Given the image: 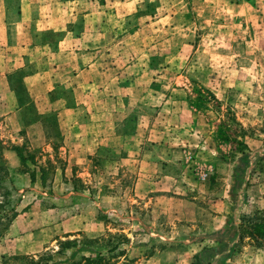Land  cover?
I'll return each mask as SVG.
<instances>
[{
    "label": "rangeland",
    "instance_id": "1",
    "mask_svg": "<svg viewBox=\"0 0 264 264\" xmlns=\"http://www.w3.org/2000/svg\"><path fill=\"white\" fill-rule=\"evenodd\" d=\"M7 2L49 22L0 54V163L28 159L3 176L0 264L75 238L109 264H264L236 236L264 212V0Z\"/></svg>",
    "mask_w": 264,
    "mask_h": 264
},
{
    "label": "trees",
    "instance_id": "2",
    "mask_svg": "<svg viewBox=\"0 0 264 264\" xmlns=\"http://www.w3.org/2000/svg\"><path fill=\"white\" fill-rule=\"evenodd\" d=\"M209 98H213L217 100L216 96L211 94L210 96H203V103H207ZM245 144V143H243ZM14 150L18 153V156L20 157L23 165L26 164L27 158L22 152V149L19 147L14 148ZM41 172V180L43 186L46 185L47 182V174L48 170H46L45 166L39 167ZM235 175H239V168H235L234 170ZM9 173V169L6 165L0 163V193L3 199L0 200V237L3 235V233L9 228L12 220L14 217H16L19 212L14 208L10 211H4L6 203H10L11 199V191L9 188L5 187L3 185V176L5 174ZM32 180L35 181V174H32ZM238 233L236 234L239 244L244 243L245 240L248 238V240L253 243L256 246H262L264 245V212L257 210L252 214H246L240 219V223L238 225ZM69 236V235H68ZM101 240L102 238H94V239H88L86 238L85 241L89 242H97L98 240ZM79 240L77 238L75 239H67L65 241L60 242V250L63 251L65 249L71 248L72 246H75V251L72 252L70 256H68L64 260H58V261H52L50 262L49 257H51V253H43L41 255H38V259H36L34 256H28V255H15L13 258L15 260H23L24 264H80L79 261H76V256L81 251H89L90 253H96L97 257L89 256V257H83L85 259L86 264H109L111 258L110 256L107 257L106 255H103L102 253L97 252L91 245L84 244L82 246H79L77 243ZM113 251L118 249V245H114L112 247ZM6 260V257H3Z\"/></svg>",
    "mask_w": 264,
    "mask_h": 264
},
{
    "label": "crops",
    "instance_id": "3",
    "mask_svg": "<svg viewBox=\"0 0 264 264\" xmlns=\"http://www.w3.org/2000/svg\"><path fill=\"white\" fill-rule=\"evenodd\" d=\"M7 1V0H6ZM24 2L32 1V0H21ZM5 2V0H2ZM14 3H0V54L3 52H7V50L11 51V59L14 60L15 55V44L23 41V38L27 39H34L36 37V33H31V25L33 24H43L45 22H49L46 18H37V15L34 14V11L41 6L39 3H19L17 5V10L19 11V16H15V11H12V5ZM48 6L47 4L45 7ZM11 9V10H10ZM21 11V13H20ZM27 31V32H26ZM76 36L71 35L65 38V41L72 42L75 41ZM29 44H31L29 42ZM3 56V55H2ZM12 69L2 71L0 69V73L10 72ZM7 95L11 97L13 102L15 103V92L13 90L7 89ZM5 120L8 122L9 125H12L15 129V108L11 111L7 112L5 115ZM18 121V120H17ZM29 134H31V129L28 127ZM36 134V133H34ZM5 157L7 159V166L10 169H15L18 166L19 156L15 153L14 149H6L5 150Z\"/></svg>",
    "mask_w": 264,
    "mask_h": 264
}]
</instances>
